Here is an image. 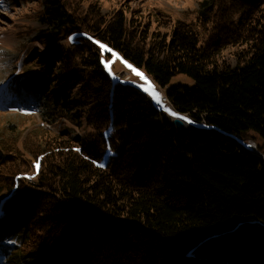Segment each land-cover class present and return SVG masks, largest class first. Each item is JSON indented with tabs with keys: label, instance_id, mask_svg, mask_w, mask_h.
<instances>
[{
	"label": "trees",
	"instance_id": "1",
	"mask_svg": "<svg viewBox=\"0 0 264 264\" xmlns=\"http://www.w3.org/2000/svg\"><path fill=\"white\" fill-rule=\"evenodd\" d=\"M44 3L45 21L67 28L57 38L88 34L56 46L45 69L57 102L77 106L70 102L80 91L88 108L75 118L85 119L96 144L41 130L33 148L29 134L25 153L17 150L19 160L0 176V184L13 183L0 233L22 241L17 248L33 244L36 232L45 241L27 254L16 248L8 261L264 264V162L247 147L251 138L264 149V0L203 2L195 20L178 19L171 32L151 31L126 9L109 19L98 5ZM38 39L48 46L53 36ZM100 43L160 87L181 74L193 79V86L171 87L167 105L200 125L181 134L133 82L114 83ZM229 49L235 63L224 56ZM108 130L112 151L125 143L123 152L106 153ZM8 159L1 149L0 166ZM33 161L40 169L30 179ZM49 249L52 258L43 254Z\"/></svg>",
	"mask_w": 264,
	"mask_h": 264
},
{
	"label": "rangeland",
	"instance_id": "2",
	"mask_svg": "<svg viewBox=\"0 0 264 264\" xmlns=\"http://www.w3.org/2000/svg\"><path fill=\"white\" fill-rule=\"evenodd\" d=\"M65 1L70 3V5L73 4L75 7H78V5L81 6L83 11L94 5H98L101 14L109 16V19L114 18L118 11L126 9L127 15H131L133 18L134 15H137L134 20L138 24L149 26L148 29L151 31L171 32L172 26H174L178 19L187 21L195 20L197 14L201 10V4L211 0ZM218 7L219 6H217V8ZM45 12L46 5L44 0H0V150L2 149L4 154L9 158L8 161L5 162L4 167L0 166V176L5 172L7 167H10L19 160L17 150H20L22 154L25 153L26 147L24 142L28 139L29 134L34 133L32 134L33 137L30 142V146L33 148H36V145H39L41 142V130H49L54 133L65 131L72 139H78V144L80 146L86 147L88 144H96L95 139H93L94 137H92L94 131L87 125L85 119L80 123V121L75 118L76 114L88 108V106L85 105L80 91L75 89L70 102L77 101L79 103L77 106H68L63 102H57L54 94L55 87H48V81H46L48 76L45 69L50 59L48 55L55 50L56 46L61 44L69 46L76 41L77 36H88V34L78 32L71 36L66 37L62 35L57 38L54 33L60 32V34H62L67 28H62L60 31L54 29V24L45 21ZM160 18V24L162 26L156 21L158 19L160 20ZM46 31H51L53 36L52 45L47 46L38 39L39 35ZM95 38L97 39V37ZM234 50L235 49H229L227 52H224L226 60L232 61L233 63H235V60L232 59L231 52ZM117 54L121 57L119 53ZM101 55L104 57L103 62L113 61V55L105 56L106 51L102 50ZM123 60L126 61L125 59ZM127 63L131 64L128 61ZM132 66L148 78L158 93L160 90L167 93L171 87L180 84L188 86H193L195 84L193 79L181 74L174 77L170 85L163 88L158 86L144 69L137 68L134 65ZM121 70L129 71L132 76V81L130 82L138 86V88L156 103L141 87L144 81L134 75L120 59L114 60L111 64V74L105 69L114 83L121 81L118 76ZM163 107L171 108V110L176 112L172 107L168 106L167 103H163ZM163 107L161 109L163 111L162 118L171 119V115L165 112ZM72 108H74V110ZM194 125L198 126L200 124ZM110 130L103 133L104 139L108 142L106 153L117 155L121 150L122 152L124 151V144H120L117 150L112 151L109 144ZM11 148L13 149L11 150ZM9 150L11 151L9 152ZM35 163L36 161H33V165ZM35 170L36 168L34 167L27 175L30 177L33 176L35 173L32 172ZM11 184H0V213L2 205L10 197L12 192ZM14 190H16V188ZM6 194L7 198H5ZM9 212L13 214L12 211ZM48 228L50 227L46 226L44 229ZM52 233L55 234L52 236V239L57 238L65 245H67V242L69 243V238L67 236L59 232ZM39 234L41 233L36 232L35 242L33 244H31L29 239L26 245L23 243L21 247L17 248L15 246L19 245L22 241L20 242L19 239H5L3 241V234L0 233V264H12V261H8L6 254L14 252L13 250L16 248L15 251L20 250L22 253L27 254L40 247V245L44 243L45 238L43 236L39 237ZM50 244L55 246L56 241L54 240L50 242ZM43 254L48 258H52L53 256L50 249L45 250Z\"/></svg>",
	"mask_w": 264,
	"mask_h": 264
},
{
	"label": "snow or ice",
	"instance_id": "3",
	"mask_svg": "<svg viewBox=\"0 0 264 264\" xmlns=\"http://www.w3.org/2000/svg\"><path fill=\"white\" fill-rule=\"evenodd\" d=\"M71 39V38H70ZM89 39H91V37H89ZM96 43L99 44V41H96ZM100 48L103 50V51H107V52H112V50L110 48H108L106 45L104 44H100ZM112 55H113V61H104V66H105V69L111 74V64L114 62V60H117V59H120L122 61V63L125 64V66L127 68H129L134 75L138 76L142 81H144V83L141 85V87L143 88V90L148 93L152 99L161 107H163V103H162V100H161V96L160 94L156 91L155 87L152 85V83L148 80V78L142 73L140 72L138 69L134 68L131 64H128L127 61H124L121 57H119V55L115 52H112ZM163 110L165 112H167L169 115L175 117V118H178V119H181V120H186L187 118L186 117H183V116H179L178 113L172 111L170 108H167V107H163ZM188 123H192L191 120H187ZM76 151H80V149H76ZM101 167H103V165H100ZM34 167L36 168L37 172H39V169H40V164L39 162H36L34 164ZM31 178H34V177H30Z\"/></svg>",
	"mask_w": 264,
	"mask_h": 264
},
{
	"label": "bare ground",
	"instance_id": "4",
	"mask_svg": "<svg viewBox=\"0 0 264 264\" xmlns=\"http://www.w3.org/2000/svg\"><path fill=\"white\" fill-rule=\"evenodd\" d=\"M123 72L130 73L129 71H126V70H123ZM123 82H124V81H123ZM159 94H161V95H165V97H166V103H169V99H168L166 93H164V91L160 90V91H159ZM156 108H157V110L162 111V110H161L162 107L159 106L158 104H156ZM170 109H171V108H170ZM172 111H173V110H172ZM176 113H178V112L176 111ZM178 114H179V113H178ZM179 116H183V117H186V118H187L186 120H183V121L185 122V124H186V126H187L188 128H189L191 125H193V124H198V122H197L196 120L192 119L191 117H189V116H187V115L179 114ZM170 117H171L172 120L176 119V118L173 117V116H170ZM187 120H191L192 123H188ZM247 147H248V150L250 151V153H251L252 155L256 156L257 158H259L260 160H262V161L264 162V154L258 152V147H257V146H255L252 142H250L249 140H247Z\"/></svg>",
	"mask_w": 264,
	"mask_h": 264
},
{
	"label": "built area",
	"instance_id": "5",
	"mask_svg": "<svg viewBox=\"0 0 264 264\" xmlns=\"http://www.w3.org/2000/svg\"><path fill=\"white\" fill-rule=\"evenodd\" d=\"M118 76L120 77V80H121V81H124V82H130V81H132L131 73L123 72V70H121V71L118 73ZM160 96H161V100H162V102H163V103H166V97H165V95H161V94H160ZM249 141L252 142L255 146L258 147V145H257V143H256L255 140H253V139H249ZM258 152L264 154L263 151H261V150L259 149V147H258Z\"/></svg>",
	"mask_w": 264,
	"mask_h": 264
},
{
	"label": "water",
	"instance_id": "6",
	"mask_svg": "<svg viewBox=\"0 0 264 264\" xmlns=\"http://www.w3.org/2000/svg\"><path fill=\"white\" fill-rule=\"evenodd\" d=\"M171 122L177 128L179 133H181V134H187L188 133L189 128L186 126V124L183 120L176 118L174 120H171ZM125 145L126 144L124 143V147H125Z\"/></svg>",
	"mask_w": 264,
	"mask_h": 264
},
{
	"label": "crops",
	"instance_id": "7",
	"mask_svg": "<svg viewBox=\"0 0 264 264\" xmlns=\"http://www.w3.org/2000/svg\"><path fill=\"white\" fill-rule=\"evenodd\" d=\"M251 139V138H250ZM262 143V142H261ZM263 144V143H262Z\"/></svg>",
	"mask_w": 264,
	"mask_h": 264
}]
</instances>
